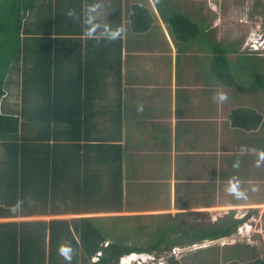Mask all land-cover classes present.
<instances>
[{"label": "crops", "instance_id": "obj_1", "mask_svg": "<svg viewBox=\"0 0 264 264\" xmlns=\"http://www.w3.org/2000/svg\"><path fill=\"white\" fill-rule=\"evenodd\" d=\"M182 1L81 0V14L77 13L72 21L65 17L48 25L54 31L59 30L57 45L63 51L58 58L59 77L74 75V81L63 79L64 86L85 108L90 135L93 140L106 136V140L112 139V144L122 150L121 196L111 202L115 209L70 215L118 217L112 220L128 223L134 220L144 223L156 218L172 220L180 216V223L189 224L190 238L202 236L215 224L226 227L233 220H239L233 233L211 241L215 244L206 240L184 249L171 248L174 252L191 253L199 248L218 246L215 241L224 240L222 247L228 250L222 252L225 254L222 264H253L258 260V264H264L259 252V247L264 245V179L259 177V174L264 175V170L260 169H264V164L259 168V162H264V108L250 95L219 83L212 73L208 55L191 56L185 48L178 47L181 43L173 39L164 15L177 10L197 17L200 13L195 8L199 4L201 9L204 3L208 7V0H189L187 4L196 11L186 12L180 6ZM33 3L35 7L28 13V24L40 19L39 15L48 18L56 11L55 0H33ZM42 3L51 11L42 8ZM134 4L142 5L152 17L151 27L141 34L129 30L128 16ZM61 8L64 12L70 10ZM90 9L94 10L91 17ZM90 18L91 24L87 23ZM106 27L119 32L116 39L121 45L120 68L98 79L93 62L96 56L92 54L97 50L92 47L103 38L105 46L116 48L118 45L117 41L103 35ZM88 32L93 34L90 36ZM202 33L205 41L210 38L215 43L208 29ZM110 50L116 57L118 50ZM79 51L80 57L75 55ZM25 65L26 70L30 69L32 61L21 52L10 75L16 87L6 90L1 100L2 111L21 115L23 104L28 105L33 100L36 92L24 82ZM220 96L225 98L219 99ZM87 97L88 100L84 99ZM237 108L260 115V124L255 129L232 127L229 115ZM23 122L21 120V124ZM32 125L35 123L25 126ZM51 126L57 124L52 122ZM98 166L100 162L93 161L91 167L99 169ZM99 170L104 174L101 184L108 187L109 172H113V168L106 166ZM230 188L244 195L238 198ZM142 198H147V203L139 201ZM150 199L157 202L149 203ZM212 210L223 214L214 217ZM185 218L188 221L184 222ZM225 220L228 223L221 224ZM252 225L256 230L248 233ZM239 236L249 237L237 244ZM195 245L198 247H192ZM217 249L221 253L220 246Z\"/></svg>", "mask_w": 264, "mask_h": 264}, {"label": "trees", "instance_id": "obj_2", "mask_svg": "<svg viewBox=\"0 0 264 264\" xmlns=\"http://www.w3.org/2000/svg\"><path fill=\"white\" fill-rule=\"evenodd\" d=\"M64 1L55 0L56 11L51 17L39 15L40 19L28 24V13L35 7L33 0H0V218L113 211L111 202L121 196V147L112 144V139L106 140V136L93 140L85 108L64 86L66 79L74 81V75L59 77L58 58L63 54L57 45L59 30L54 31L48 25L65 17L72 21L82 11L81 0ZM73 5L75 8L71 9ZM42 6L51 11L43 3ZM61 7L70 10L64 12ZM164 16L176 41L189 43L199 37L198 23L189 15L173 10ZM128 20L129 30L134 34L147 31L152 24L150 13L139 4L131 7ZM103 39H98L92 47L97 50L92 54L96 56L93 62L98 79L120 68V41L114 40L118 42L114 48L105 46ZM218 45L215 42L213 50V72L218 82L246 95L264 92V58H257L258 69L251 74L250 86H238L231 74L230 66L234 63L228 60L227 51ZM110 49L118 50L116 57ZM21 52L29 55L32 61L30 69L24 66L25 86L29 85L36 94L30 104H23L21 115H15L1 110V100ZM75 55L80 57V51ZM253 65L254 62L250 66ZM21 120L25 122L21 124ZM229 121L237 129H255L261 116L237 108L230 113ZM30 122L35 125L25 126ZM52 122L57 126L52 127ZM248 122L251 123L246 125ZM93 161L100 162L99 169L113 168V172H109L108 187L101 184L104 174L91 167ZM111 219L78 217L0 222V264H119L124 256L151 253L152 249L140 241L130 242L137 239L134 234L115 235L106 225ZM118 221L119 227L125 224ZM238 224L239 220H233L226 227L215 224L202 236L192 237L194 241L190 244L230 235ZM135 228L147 231L146 224ZM160 244L158 241L151 245L157 249Z\"/></svg>", "mask_w": 264, "mask_h": 264}, {"label": "rangeland", "instance_id": "obj_3", "mask_svg": "<svg viewBox=\"0 0 264 264\" xmlns=\"http://www.w3.org/2000/svg\"><path fill=\"white\" fill-rule=\"evenodd\" d=\"M178 1L179 0H176V2ZM188 1L189 0L182 1V5L180 6H182L183 11L186 12H195L196 10L199 11L200 14L197 17H190H192L195 22L198 23L200 35L194 41H191L188 44H179L178 47L185 48L188 52H190L189 54L191 56L198 54L208 55L210 58L212 73L214 76H216L213 72V66L215 64V56L213 55V50L215 47V43L212 42L210 38H208L207 41L203 39L202 31L204 29H208L210 31L212 40L218 42V46L227 51L228 60L234 63L232 65L230 64V67L232 77L236 84L238 86L244 87L250 86L251 74L255 69H258L257 58H260V56L264 58V0H208V7L204 3L203 9H201L200 4L198 7V5L195 3L198 7L195 8L196 10L191 8L190 5L187 4ZM198 3H200V1ZM256 40H258L257 44H255ZM256 47L258 48L257 50H255ZM161 49L164 50L165 47L163 46ZM248 62L250 63L247 64ZM253 62L254 65L250 66ZM8 80L10 83L7 86L6 90H10L12 89V87H16L14 84H12L14 82L12 77ZM249 94L251 93H248V95ZM250 97L256 100L254 102L256 104L258 103L259 107L264 108V92L253 93L250 95ZM260 163L261 162H259V168L264 164V162L262 161V163ZM260 169L264 170L263 168ZM259 177L262 178L261 180L264 179V175L262 174H259ZM146 199L147 198H142L139 201L145 200V202L147 203ZM156 202L157 201L154 199L149 200V203ZM20 211L22 210L20 209ZM211 213L214 214V217L217 216V218L219 217V215L223 214L221 211L218 212L217 210H212ZM100 216L103 215H99V217ZM72 218H78V216L70 214H33L32 216L27 217L18 215L17 217L0 218V222L18 223L21 221L30 220H32L33 222H39ZM111 218L114 219L118 217ZM260 218L261 216H259V219ZM112 219L109 220L106 225L110 226L115 235L121 233V235L128 234L129 236H133L134 234L137 239L130 240V242L133 243L134 241H137L138 243L140 241L139 243L152 249L150 254L142 253V255L145 257L144 259H137L129 262V264H222L223 258H225V254H222V252H226L228 250L227 248L222 247L224 246V243H222L223 241H215L218 246L211 245L208 249L202 250V248H199L191 253H185V251H179V253L178 251L174 252V250H172L171 248L172 246H178L180 249H184L185 247H187V245L194 241L192 238H190V234H187V227L189 226V224L180 223V216L177 219H172L169 221L165 218L162 220L156 218L157 220H149L145 221L144 223H140L137 220H134L130 223L124 221L123 223L125 224H121L120 227L116 224V221L114 222ZM262 220H264V218ZM185 221H188V219L185 218L184 222ZM227 221L228 220H225L221 222V224H226L228 223ZM162 222H166V224L163 225ZM140 224H146V232H141L143 229L140 231L139 229L135 228L139 227ZM169 224L171 226H169ZM256 225L258 226V224ZM182 228H185V231H183ZM254 229L255 225L250 226V229H248V233L251 231L253 232ZM172 230L177 231L178 234L173 232ZM262 231L264 232V221L262 222ZM247 237L249 236H239L238 240L236 241L237 244L245 241L246 239L243 238ZM158 241L161 242L162 246L160 244L157 249L152 248L151 244H155ZM238 241H240V243ZM219 246L221 253H219L217 249ZM259 248L261 249L259 250V252H261V255L264 258V245H261ZM120 263L121 259L119 264Z\"/></svg>", "mask_w": 264, "mask_h": 264}, {"label": "clouds", "instance_id": "obj_4", "mask_svg": "<svg viewBox=\"0 0 264 264\" xmlns=\"http://www.w3.org/2000/svg\"><path fill=\"white\" fill-rule=\"evenodd\" d=\"M94 11L93 9H90L89 10V16L91 17V12ZM72 13H69V15H71ZM93 22V20L90 18L87 23L91 24ZM88 35H92L93 33L91 32H88L87 33ZM104 36H106L107 38L109 39H112V40H115L118 36H119V32L118 31H115L109 27H106L105 28V31L103 33ZM258 40L255 41V44H257ZM255 46V45H254ZM253 47V46H252ZM258 48L256 47L255 50H257ZM225 97L224 96H220L219 99H224ZM229 191H233L235 193V195L239 198L241 196H243L244 194L242 192H239L237 191L236 189L234 188H230ZM61 251H63V249H61Z\"/></svg>", "mask_w": 264, "mask_h": 264}, {"label": "bare ground", "instance_id": "obj_5", "mask_svg": "<svg viewBox=\"0 0 264 264\" xmlns=\"http://www.w3.org/2000/svg\"><path fill=\"white\" fill-rule=\"evenodd\" d=\"M144 259L145 257L141 254H130V255H127V256H124L121 258V263L120 264H129V262L131 261H134V260H137V259Z\"/></svg>", "mask_w": 264, "mask_h": 264}, {"label": "water", "instance_id": "obj_6", "mask_svg": "<svg viewBox=\"0 0 264 264\" xmlns=\"http://www.w3.org/2000/svg\"><path fill=\"white\" fill-rule=\"evenodd\" d=\"M219 241V240H218ZM220 241H224V240H220ZM225 241H227V240H225ZM210 243H212L211 241H210ZM205 245H207V244H205ZM200 246V245H199ZM201 246H202V244H201ZM192 247H198V245H195V246H192Z\"/></svg>", "mask_w": 264, "mask_h": 264}]
</instances>
